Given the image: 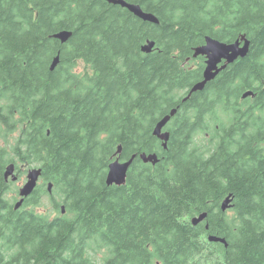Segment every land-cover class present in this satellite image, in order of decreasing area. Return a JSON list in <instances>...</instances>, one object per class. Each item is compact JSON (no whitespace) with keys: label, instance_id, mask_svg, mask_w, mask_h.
I'll list each match as a JSON object with an SVG mask.
<instances>
[{"label":"trees","instance_id":"obj_1","mask_svg":"<svg viewBox=\"0 0 264 264\" xmlns=\"http://www.w3.org/2000/svg\"><path fill=\"white\" fill-rule=\"evenodd\" d=\"M125 1L159 24L102 0H0V133L15 136L0 148V264H264V0ZM207 37H245L249 54L185 102ZM173 110L164 149L153 131ZM120 146L137 159L109 187ZM27 163L54 218L33 209L40 195L5 200V168Z\"/></svg>","mask_w":264,"mask_h":264},{"label":"water","instance_id":"obj_2","mask_svg":"<svg viewBox=\"0 0 264 264\" xmlns=\"http://www.w3.org/2000/svg\"><path fill=\"white\" fill-rule=\"evenodd\" d=\"M114 6H120L123 9L128 10L131 14H133L138 19L152 24H159V19L150 13H146L139 5L131 4L125 0H102ZM73 33L69 31L59 32L54 35V39L59 40L62 44H66L69 39L72 37ZM155 42L147 43L142 51L146 54H150L153 52L155 48ZM250 51V41L243 37L241 40H238L234 43L228 44L216 40L212 37H207L205 44L196 49L194 58L205 57L206 58V67L203 73V80L197 84H195L190 92V95L184 100L185 102L189 99V97L193 93L203 91L206 86L214 81L219 74L227 68L228 65H232L236 63L240 59H245ZM60 63L59 57L55 58L51 65V71H55ZM225 63L224 65H222ZM222 65V66H220ZM253 93L250 92L245 95L244 98L252 96ZM177 110H173L170 115L163 118L159 121L154 128L153 135L158 138L162 144L163 148L167 149V145L170 139V133L165 131V128L170 123L172 118L176 115ZM123 153V148L120 146L118 148V152L116 154V160L112 162L109 166L108 173L106 176V184L111 186L122 187L127 184L128 173L137 159L136 155H133L128 161H122L121 155ZM140 159L145 164L157 165L160 160L157 155H140ZM15 173V165H10L7 168L5 178L9 179L10 176H13ZM42 171L33 169L29 171L28 174V182L21 190L22 200L16 204V209H20L23 205L24 199L29 197L35 190L37 183L40 179ZM14 180H17L14 175ZM53 186L49 185V189L52 190ZM233 197L232 195L228 196L226 200L222 203L221 210L223 212H227L233 207ZM65 209L63 208V212ZM208 214L204 213L199 217L193 219L192 223L194 226H197L203 223L207 219ZM209 241L212 243H222L227 245L225 239L217 238L210 236Z\"/></svg>","mask_w":264,"mask_h":264},{"label":"rangeland","instance_id":"obj_3","mask_svg":"<svg viewBox=\"0 0 264 264\" xmlns=\"http://www.w3.org/2000/svg\"><path fill=\"white\" fill-rule=\"evenodd\" d=\"M3 130L2 127L0 126V131ZM15 136H12L10 138V142L9 141H5V138L3 137V133H0V148H6L8 147L9 144H11L14 140ZM208 144L207 140H203L200 139L198 140L196 146L197 148H201L202 146H206ZM39 164L34 163V165H29V166H25L24 164H18L19 169L22 168V173L20 176V179L18 182L13 183L12 180H8L9 184H8V194L6 195V198L10 200V202L12 201H16L17 199H19V190L27 184V177L26 174L29 171V167H38ZM33 170V169H32ZM47 185V184H46ZM43 190H46V188H43ZM43 199H42V203L40 206L33 208L35 211L45 214L47 216L50 215L51 218H54L55 216H57V212H53V209L50 206V200L51 198L48 196V193L43 192ZM55 196V195H54Z\"/></svg>","mask_w":264,"mask_h":264},{"label":"flooded vegetation","instance_id":"obj_4","mask_svg":"<svg viewBox=\"0 0 264 264\" xmlns=\"http://www.w3.org/2000/svg\"><path fill=\"white\" fill-rule=\"evenodd\" d=\"M205 59H206V58H205ZM205 67H206V63H205ZM10 165H12V164H10ZM10 165H8V166H10ZM13 165H15V164H13ZM24 165H25L26 167L29 166L28 163H27V164H24ZM33 165H34V163H33ZM8 166L5 168V171H4V172H5V173H4V178H5V174H6V171H7ZM32 169L41 170V167H40V166H38V167H32V168L29 167V171L32 170ZM29 171H28V173L26 174L27 180H28V174H29ZM41 171H42V170H41ZM21 173H22V168L19 169V167H16V165H15V173H14V175L16 176L17 180H14V175H13V176H10L8 180H12L13 183L18 182L19 179H20ZM8 180H6V178H5V182L7 183V185L9 184ZM27 182H28V181H27ZM49 185H50V184H47V185L45 184V182L43 181L42 173H41L40 179H39V181H38V183H37V186H36L34 192H33L29 197H27V198L24 199V202H23L22 207L28 202L27 200L37 201V200L39 199V195H40L41 200H42L43 197H44L43 192L48 193V195L51 196L52 193H53V188H52V190H50V189H49ZM43 188H46V190H43ZM18 193H19V199H17L16 201L14 200L13 202H12V201L10 202V200L6 198V195L8 194V189H7V192L5 193V200L9 201V202H10V205L13 206V207H15V205H16L19 201L22 200V197H21V194H20V193H21V189L19 190ZM22 207H21L20 209H22ZM20 209H18V210H20ZM30 209H31V208H30ZM38 213H39V212H38ZM41 214H42V213H41Z\"/></svg>","mask_w":264,"mask_h":264},{"label":"bare ground","instance_id":"obj_5","mask_svg":"<svg viewBox=\"0 0 264 264\" xmlns=\"http://www.w3.org/2000/svg\"><path fill=\"white\" fill-rule=\"evenodd\" d=\"M147 154V153H146Z\"/></svg>","mask_w":264,"mask_h":264}]
</instances>
